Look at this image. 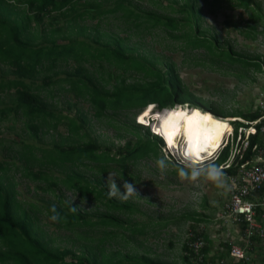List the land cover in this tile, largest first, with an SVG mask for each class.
Here are the masks:
<instances>
[{"label":"trees","instance_id":"trees-1","mask_svg":"<svg viewBox=\"0 0 264 264\" xmlns=\"http://www.w3.org/2000/svg\"><path fill=\"white\" fill-rule=\"evenodd\" d=\"M103 1L0 0V66L6 69L2 71L3 75L9 73L12 76L10 79L0 77V103L4 100L8 103V106L0 108V121L8 114L13 118H22L27 134L35 139L38 138V132L45 133V130L41 131L43 127L55 130L58 124H64L66 135L56 134L58 142H52L50 148L40 150V157H34L31 153L33 148L25 144L20 145L19 156L24 160V176L32 180H43L46 183L45 192L52 196L50 201L41 200L44 202L42 207L45 216L49 218L52 215L51 208L55 205L61 220L53 222L54 225L74 233L78 241L71 242L73 245L70 248L52 247L51 239L36 224L38 205L29 203L24 207L16 197L15 184L9 180L4 181L3 174L0 177V264H164L145 255L121 254L118 250L103 256L104 245L114 243L118 238L125 243L136 234H144L145 225L122 221L110 214H132L137 209L128 201L109 198L107 193L99 189V179L86 177L78 168H97L99 173H104L106 165L114 164V170L122 179L134 182L138 177L127 173L128 166H134L143 159L155 162L162 159L159 157V149L162 147L160 138L150 133L148 127L136 124L132 117H127L126 114L131 111L136 113L148 108L151 119H154L161 109L186 106L220 119L240 118L250 122L259 117L257 110L223 114L211 108L186 91L171 61L128 47L123 44L122 38L98 32L103 17L120 12V22L126 25L125 30L141 28L149 34V30L160 28L165 31L163 37L179 42L178 48L182 52L203 50V58H197L201 64L207 61L208 66L216 69L222 64L235 65L243 70L251 69L261 73L264 60L235 53L228 45L222 49L216 36L199 26L200 10L195 0H167L171 10L172 5L182 1L179 8L181 22L169 16L141 10L130 0H113L109 8L102 6ZM235 1V6L244 9L250 4V0ZM77 4L79 7L75 6ZM255 8L258 10L257 4ZM43 18H48L49 30L44 32L43 28L40 30L42 33H36ZM56 18L64 19L67 27L76 25L75 35L82 38L56 44L55 36L61 31L59 27H53ZM78 21L95 22L92 26H77ZM31 24L34 29L30 28ZM103 37L106 38L102 40ZM38 38L40 43L35 44ZM86 61L96 63L99 69L102 63L114 66L120 73L112 79L111 73L107 72L105 80L100 74L98 78L102 82H98L80 65ZM57 62L66 65L72 62L74 67L70 72L59 71L55 69ZM60 73L63 78H58ZM134 75L137 78L134 79ZM39 77L41 84H34ZM127 79H133V82L127 83ZM107 83L110 84L109 88H105L109 85ZM43 86H57L63 94L71 93L74 98L87 102L96 120L110 117L106 121L109 126L115 116L124 113V120L127 121L123 122L121 130L125 131L124 135L128 139L113 151L112 146H101L88 133L79 134L87 126L86 116L79 110L73 117L59 115L53 104L40 96L39 90ZM46 93L50 96L52 89H46ZM154 107L159 111L153 110ZM229 124H234V128L242 125L238 121ZM116 137L122 138L120 134H116ZM80 138L85 141L75 144V140ZM227 154L228 147L225 146L216 153L211 164L217 168L225 161ZM4 164L0 162L2 173L6 171ZM176 165L171 173L185 169L178 163ZM32 167L36 168V172L29 170ZM49 168L61 170L63 177L55 179L45 174L44 170ZM61 188L75 192L79 198L97 202L104 208V212L90 213L79 209L63 197ZM72 206L77 208L76 212L71 211ZM185 218L204 221L201 217L196 218L194 213ZM93 232L99 235L92 237L90 233ZM125 233L128 238L124 236ZM67 256L69 261L65 260ZM182 261L186 264L183 258Z\"/></svg>","mask_w":264,"mask_h":264},{"label":"rangeland","instance_id":"rangeland-1","mask_svg":"<svg viewBox=\"0 0 264 264\" xmlns=\"http://www.w3.org/2000/svg\"><path fill=\"white\" fill-rule=\"evenodd\" d=\"M130 1L141 10H149L162 16H169L174 18L177 22H181L180 18L182 14L179 8L182 1H178L176 5H172V10L168 7L167 0ZM235 2V0H195L196 6L200 10L199 26L207 29L209 34L215 35L219 47L222 49H225V46L228 45L235 53L264 60V0H250L247 9L235 6ZM101 3L104 8H109L112 6L113 0H105ZM255 4L258 5V10L255 8ZM75 6L79 7L78 4ZM120 15L121 13L117 12L103 17L100 21L98 32L122 38L124 39L123 44L128 47H135L138 51H145V53H150L151 56H161L168 59L174 64L176 74L180 78L186 91L195 98H198L202 103L223 114L230 112L244 113L248 110H255L258 103L257 94L264 85L263 73L260 74L251 69L243 70L235 65L222 64L219 69H216L208 66V64H206L207 61L201 64L198 60L203 58V50L186 51V53L182 52V50L178 48L179 42L163 37L165 31L160 28L149 30V34L145 33L141 28L137 30H125L126 25L120 22ZM95 21H78L77 26H92ZM53 24V27L57 26L61 29L60 33L55 36L56 44H64L68 39L72 38H82L75 35L76 25L67 27L64 19L56 18ZM30 28L34 29L33 24H31ZM43 28L44 32L49 30L48 18L42 19V22L37 26L38 32L36 33H42L40 30ZM69 28L72 30H69ZM88 32L92 34L90 30H88ZM105 38L106 37H103L102 40ZM39 39L40 38L34 43H40ZM194 63L196 65H194ZM80 65L98 82H102L98 78L100 74L101 78L105 80L107 72L111 73L112 79L115 75L120 73L114 66L105 63L101 64V69L96 66V63L90 61L80 63ZM73 67L74 63L72 62H68L67 65L57 62L55 69L70 72ZM5 70L3 66H0V77H5L6 79L12 78L9 73H6V75L2 74V71ZM58 78H63V74L60 73ZM135 78H137L136 75H134V79ZM132 80L133 79H127V83H132ZM110 82H112V80ZM34 84L40 85L41 77H39ZM109 87L110 84L106 85L105 88ZM49 88L52 89L51 97L46 93V89ZM39 94L46 102H51V104H53L52 106L55 108L56 112H59V115L73 117L77 110L81 111L86 116L87 126L83 127L79 134H83V132L88 133L89 136L101 146H112L114 151L117 147H121L124 141L128 139V137L124 135L125 131L121 130L123 122L127 121L124 120V113L115 116L110 121L111 126H109L106 124V121L109 120L110 117L107 119L101 117L99 120H96L92 115L93 110L87 102L79 98H74L71 93L63 94L62 91L57 89V86L48 88L43 86L39 90ZM3 106H8L6 100L0 103V108ZM174 107L178 108V111H187L191 109L186 106ZM179 108L182 110H179ZM153 110L158 111L155 107ZM145 112L148 113L146 116L144 115ZM134 113L135 111H131L126 115L129 118L132 117L136 124V121L139 122V118L143 116V124L149 126L148 130L151 133V130L153 131V127L151 126L154 125V119H152V122L146 123L147 118L151 119L150 109L145 108L141 110V112L137 111L135 114ZM232 119L235 118L222 120L229 124L230 122L227 121H231ZM235 120L236 122L237 120L238 122L243 121L240 118H236ZM229 126L234 128V124H229ZM41 131L45 133L42 134L38 132L37 139L29 136L23 127L22 118H13L11 114H8L0 121V162L5 163L3 166L6 168L5 173L0 172V177H3L4 174V181L9 180L15 184L14 189L16 191V197L24 207L29 203L38 205L36 224L41 228L45 236L51 239L50 245L52 247H58L59 249L70 248L72 247L71 245H73L71 242L75 241L78 243L76 238H74V233L56 228L53 221L45 216L42 207L44 202L41 200L47 199L50 201L52 200V196L49 195L48 192H45L46 183L43 180H32L24 176V160L19 156L21 144L30 145L33 148L31 153L37 158L41 155L40 150L50 148L52 142H58L56 134L62 136L66 135L65 126L62 122L58 124L55 130L51 128L46 130V128L43 127ZM116 134H120L122 138L118 139ZM84 141V138H80L75 140V144H80ZM163 143L162 147L159 149V157L165 159L167 163V168L163 172L159 170L156 162L153 160L143 159L134 166L131 165L127 167L128 174L138 177L136 181L132 182L136 184L138 195L127 200L137 209V212L132 214L109 212L122 221L137 223V225L144 224V234H136L130 237L128 241H124L125 243L118 238L114 243L104 245L102 252L103 256H106L113 250H118L121 254L137 253L145 255L164 264H184L181 258L182 246L186 227L190 222L185 216L191 213H194L196 218L201 217L208 222L206 228L210 236L211 245L217 242V240L222 239V236L224 239L229 240V235L227 233L232 231L233 228H225L227 223H224L226 232H223V235L221 232L222 230L215 231L218 228V214H220V209L225 202V178L223 177L224 183L222 185L207 180L204 177H200L196 181L191 182L188 180H181L178 173H171L177 166L176 163L188 169L194 168L197 165L186 162L185 160L183 161L180 157L179 153L182 147L181 141L178 143L177 141L173 142L174 147L178 146V150H175L174 153H172V150L166 144L165 147ZM218 150L199 165L201 167L212 165V157ZM114 168V164H108L106 165V171L104 173H99L97 168L92 170L88 167H80L78 170L79 172H83L86 177L99 179V189L107 193L108 174L116 178L118 185H121V190H123L122 178ZM29 170L31 172H36L35 167L29 168ZM44 172L55 179H61L63 177L61 170L57 168H49L44 170ZM60 190L63 197L75 204L79 209L90 213L94 211L104 212V208L97 202L91 199L79 198L75 192L63 190L62 188ZM113 199L122 201L115 197ZM209 223L213 225L211 226ZM163 224L165 225L163 226ZM77 232H79V229ZM90 235L96 237L99 234L93 232L92 234L90 233ZM124 236L128 238L127 233H125ZM230 236L233 238L232 242H235V236ZM75 252L77 251L75 250ZM65 260L69 261L70 258L67 256Z\"/></svg>","mask_w":264,"mask_h":264},{"label":"built area","instance_id":"built-area-1","mask_svg":"<svg viewBox=\"0 0 264 264\" xmlns=\"http://www.w3.org/2000/svg\"><path fill=\"white\" fill-rule=\"evenodd\" d=\"M262 73L264 76L263 67ZM257 96L255 110L259 117L231 127L219 146V150L227 146L228 154L217 166L226 183L225 202L215 231L222 230L223 235L226 227H232L227 233L229 240L222 236L211 245L208 222L204 219L205 222L190 221L182 249L186 264H264V85ZM215 157L216 154L213 159ZM229 170L231 172L227 173ZM224 223H227L225 228ZM230 235L235 236V242Z\"/></svg>","mask_w":264,"mask_h":264},{"label":"bare ground","instance_id":"bare-ground-1","mask_svg":"<svg viewBox=\"0 0 264 264\" xmlns=\"http://www.w3.org/2000/svg\"><path fill=\"white\" fill-rule=\"evenodd\" d=\"M176 111L178 110L175 107L162 110L156 116V118H154L153 120L154 125L151 126L153 127L152 129L156 134L158 130L160 136L163 139V142H164L163 145L165 147L167 145L172 150V153H174L175 150H178V146L174 147L173 143L171 145L167 143V137L165 133V128L163 126V122L168 118V116L171 113L176 112ZM197 111L200 113L201 117L208 115L212 117V120L205 122L202 119H198L197 121L193 122L190 128L187 117H191L193 113ZM185 113H186V117L178 121V124H177L178 131L173 139H174V142L177 141V143L181 141L182 147L181 148L179 147L181 150L179 155L183 159V161L185 160L186 162H189L191 164H196V165L198 163L202 164L216 150H218L219 146L221 145L223 141V136L225 132L228 131V130H225L222 136H218L215 130V125L213 121H220L221 123H226V122L220 118L214 117L213 115L207 114L201 110L194 109V108L185 111ZM190 136H191V142L189 139ZM206 137H211L212 139L208 140L206 139ZM201 146H206V150L198 151L197 149ZM189 152H191L190 159L187 155Z\"/></svg>","mask_w":264,"mask_h":264},{"label":"clouds","instance_id":"clouds-1","mask_svg":"<svg viewBox=\"0 0 264 264\" xmlns=\"http://www.w3.org/2000/svg\"><path fill=\"white\" fill-rule=\"evenodd\" d=\"M147 106H149V105H147ZM136 122H137V124L145 126L143 123H140L138 121H136ZM149 122H152V119L147 118L146 123H149ZM146 127H149V126L147 125ZM151 133L153 135H156L157 137H159L163 143V139L160 135L156 134L152 130H151ZM197 150L198 151H205L206 146H201ZM187 155L190 159L191 158V152H189ZM212 159H213V157H212ZM156 164H157V167L159 168V170L162 172L167 168L166 160L163 158L158 159L156 161ZM178 175H179L181 180H188L190 182L196 181L200 177H204L205 179L211 180L214 183H219L221 185L224 183L223 174L214 165H208L206 167H201L198 163L196 167L191 168V169H188V168H185L183 170L178 169ZM121 181H122V189L123 190H121V185H118L116 178L113 177L111 174H108V177H107V187H108L107 195L109 198L115 197V198H118L122 201H127L131 197L138 195L135 183H132V182H129V181L123 180V179ZM71 211L76 212L77 208L72 206ZM51 212H52V215H50L49 219L53 222H56V223L60 222L61 216L59 215V213H57L55 205L52 206Z\"/></svg>","mask_w":264,"mask_h":264},{"label":"snow or ice","instance_id":"snow-or-ice-1","mask_svg":"<svg viewBox=\"0 0 264 264\" xmlns=\"http://www.w3.org/2000/svg\"><path fill=\"white\" fill-rule=\"evenodd\" d=\"M148 113L145 112L144 115L146 116ZM186 117V113L183 111H176L171 113L168 118L163 122V126L165 128V133L167 137V143L171 145L174 142V136L176 135L178 128L177 124L180 119H184ZM198 119H202L203 121L207 122L212 120L211 116L205 115L203 117L200 116V113L194 112L191 117H187L189 127L191 128V125L194 121H197ZM140 123H144L143 116L139 118ZM215 125V130L217 132L218 136H222L225 130L231 131L229 125L227 123H221L220 121H213ZM157 134H159L157 130ZM190 142H191V136H190ZM198 139V138H197ZM206 139L211 140V137H206Z\"/></svg>","mask_w":264,"mask_h":264},{"label":"water","instance_id":"water-1","mask_svg":"<svg viewBox=\"0 0 264 264\" xmlns=\"http://www.w3.org/2000/svg\"><path fill=\"white\" fill-rule=\"evenodd\" d=\"M162 110V109H161ZM159 111V110H158ZM158 135H160V134H158Z\"/></svg>","mask_w":264,"mask_h":264},{"label":"crops","instance_id":"crops-1","mask_svg":"<svg viewBox=\"0 0 264 264\" xmlns=\"http://www.w3.org/2000/svg\"><path fill=\"white\" fill-rule=\"evenodd\" d=\"M8 181V180H7Z\"/></svg>","mask_w":264,"mask_h":264}]
</instances>
